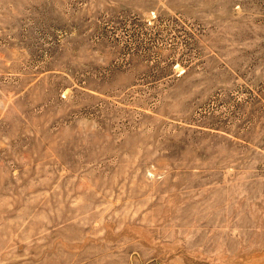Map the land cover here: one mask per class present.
I'll return each instance as SVG.
<instances>
[{
  "label": "rangeland",
  "instance_id": "374dc122",
  "mask_svg": "<svg viewBox=\"0 0 264 264\" xmlns=\"http://www.w3.org/2000/svg\"><path fill=\"white\" fill-rule=\"evenodd\" d=\"M0 264H264V0H0Z\"/></svg>",
  "mask_w": 264,
  "mask_h": 264
}]
</instances>
